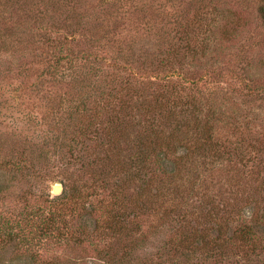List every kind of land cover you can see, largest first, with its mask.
I'll return each mask as SVG.
<instances>
[{
	"label": "rangeland",
	"instance_id": "374dc122",
	"mask_svg": "<svg viewBox=\"0 0 264 264\" xmlns=\"http://www.w3.org/2000/svg\"><path fill=\"white\" fill-rule=\"evenodd\" d=\"M263 5L0 0V264H264Z\"/></svg>",
	"mask_w": 264,
	"mask_h": 264
},
{
	"label": "trees",
	"instance_id": "16d2710c",
	"mask_svg": "<svg viewBox=\"0 0 264 264\" xmlns=\"http://www.w3.org/2000/svg\"><path fill=\"white\" fill-rule=\"evenodd\" d=\"M259 12H260L262 23L264 24V5L259 9ZM51 230L53 231V228H49L48 230H46V232L51 233Z\"/></svg>",
	"mask_w": 264,
	"mask_h": 264
},
{
	"label": "water",
	"instance_id": "95a60500",
	"mask_svg": "<svg viewBox=\"0 0 264 264\" xmlns=\"http://www.w3.org/2000/svg\"><path fill=\"white\" fill-rule=\"evenodd\" d=\"M54 192H55V193L60 192V188L56 186V187L54 188Z\"/></svg>",
	"mask_w": 264,
	"mask_h": 264
}]
</instances>
